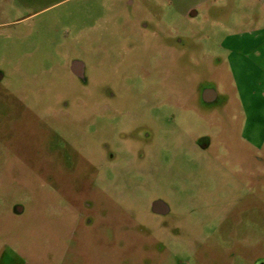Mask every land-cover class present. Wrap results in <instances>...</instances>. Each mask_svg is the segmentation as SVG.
<instances>
[{"label":"rangeland","instance_id":"rangeland-1","mask_svg":"<svg viewBox=\"0 0 264 264\" xmlns=\"http://www.w3.org/2000/svg\"><path fill=\"white\" fill-rule=\"evenodd\" d=\"M242 2L182 20L161 0H0V264L264 263V100L220 49L225 21L263 15ZM87 177L96 228L60 194Z\"/></svg>","mask_w":264,"mask_h":264},{"label":"crops","instance_id":"crops-1","mask_svg":"<svg viewBox=\"0 0 264 264\" xmlns=\"http://www.w3.org/2000/svg\"><path fill=\"white\" fill-rule=\"evenodd\" d=\"M161 1L182 20L198 17L201 10L208 11L209 14H216L220 10L229 15L228 8L232 10L243 5V0ZM245 5L246 10H249L250 6H258L263 15L256 14L254 27L250 29L242 27L243 19L237 23L225 21L226 36L220 49L228 53L236 90L243 93L241 98L247 97L251 101L255 100L254 98L264 100V0H246ZM213 19L215 20V17ZM215 22L216 25L221 24L220 21Z\"/></svg>","mask_w":264,"mask_h":264},{"label":"flooded vegetation","instance_id":"flooded-vegetation-1","mask_svg":"<svg viewBox=\"0 0 264 264\" xmlns=\"http://www.w3.org/2000/svg\"><path fill=\"white\" fill-rule=\"evenodd\" d=\"M168 9L172 10L169 7ZM68 69L75 77L82 79V80L84 79L85 70H84L83 65L80 62L76 61L70 64L68 66ZM144 71L145 69L143 70V73L145 75ZM148 74L149 73H146V75ZM0 79H1V75H0ZM201 97H202V101L205 104L211 105V104L218 103L219 101V97L217 93H215L210 88L202 91ZM123 115H124L123 117L125 118L124 121L128 122L131 118L130 116L131 114L125 113ZM93 120H94L93 118H87L85 120L79 119V124L83 125L86 121L93 122ZM126 131H129L131 135L135 134V136L137 135V133H143L141 132L140 128L136 132L135 130H132L129 128H126L124 132ZM149 136L150 135L146 134L147 138H149ZM80 141L82 142V144H84L85 142L84 139H82L81 137H80ZM64 145H66V148L68 150L70 149L71 152L74 153L75 158H76L75 161L73 160V161L64 162V164L69 165V166L78 165L79 163L77 162V160L80 161V159L83 158L82 157L83 152L81 151V148H80L81 145L79 144V140L76 145H72V143H70V141H67V138H66L64 141ZM207 146L208 144L201 145V147L204 149L207 148ZM110 159L115 160V155L111 154ZM119 162L120 161L117 159L116 161H112L111 164L118 165ZM125 162L126 163L124 164H127V163L129 164L131 161L128 158V160L126 159ZM94 165H96V163H94L93 161L86 162V166L89 168H92V166ZM92 179L93 177L83 178V180L81 181V184L79 185V188L74 194L68 188L69 184L67 182H63L61 186L60 194L63 199V206L65 207V210L66 211L69 210L71 212V213L69 212V214H74V217L76 219L75 222H77L78 225H82L84 228H96V218H98L100 214L102 213V210L101 211L97 210V207H99L98 202H96V200H98L97 196H99L100 198H103L106 196L104 193H99L100 189L98 188V185L96 184V182ZM94 196H96V198H94ZM101 205H103V202ZM151 208H152V211L159 216H167L170 213L169 207L162 200H158L157 202H155L151 206ZM15 257L17 259V262H19L20 264H25L24 260L20 256L16 255L15 253H12V257L10 259H7L6 257L5 262H4V259L2 258L1 263L10 264L12 263V261H14ZM261 264H264V263H261Z\"/></svg>","mask_w":264,"mask_h":264},{"label":"water","instance_id":"water-1","mask_svg":"<svg viewBox=\"0 0 264 264\" xmlns=\"http://www.w3.org/2000/svg\"><path fill=\"white\" fill-rule=\"evenodd\" d=\"M18 211H20V212H21L22 210H21V209H18Z\"/></svg>","mask_w":264,"mask_h":264}]
</instances>
